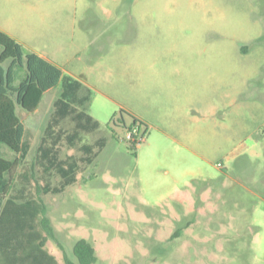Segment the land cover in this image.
<instances>
[{
	"label": "rangeland",
	"instance_id": "rangeland-1",
	"mask_svg": "<svg viewBox=\"0 0 264 264\" xmlns=\"http://www.w3.org/2000/svg\"><path fill=\"white\" fill-rule=\"evenodd\" d=\"M0 30L52 59L62 85L75 80L90 92L91 103L75 108L99 128L76 146L106 140L77 183L38 194L61 182L36 161L58 88L37 111L17 109L29 151L16 186L46 205L54 245L76 264L80 239L94 248V264H264V0H0ZM173 68L206 115L175 127L194 151L167 148L153 130L151 157L137 158L138 147L122 140L128 113H143L157 98L149 81L171 80ZM58 130V159L82 156L65 139L73 124ZM0 156L16 157L4 145Z\"/></svg>",
	"mask_w": 264,
	"mask_h": 264
},
{
	"label": "trees",
	"instance_id": "trees-1",
	"mask_svg": "<svg viewBox=\"0 0 264 264\" xmlns=\"http://www.w3.org/2000/svg\"><path fill=\"white\" fill-rule=\"evenodd\" d=\"M20 70L24 72L22 78H19ZM62 77V71L57 65L34 52L25 51L19 42L0 31V146L4 145L16 155L14 160H7L0 156V209L4 203L0 214V229L1 223L9 225L6 230V237L9 238L17 237L24 230L38 229L44 233L40 246H44L47 239L55 240V235L43 201L30 194L24 184L20 188L16 186L18 168L29 151V143L24 138V124L17 109L20 108L21 113H33L38 108L44 93L56 88L62 81ZM63 89L62 96L55 103V113L52 114L44 131L36 157V161L44 172H55L61 182L58 187H51L46 183L45 186L37 189L38 194H60L68 186L77 183L78 176L93 163L105 147L104 140H97L94 145L76 146L78 141L81 142V135L96 132L99 124L84 111L76 113L77 109L74 105L83 107L89 102L88 90H86L88 93L83 94L78 102H75L74 97L68 96L69 90L81 91L80 82L73 80L64 83ZM114 118L111 123L116 125L118 120ZM65 120L73 124V131L66 135L65 139L69 147H76L82 156L77 158L71 155L60 160L53 147L59 143L63 133L61 130L54 132V128ZM121 124L123 125L122 122ZM134 126L142 127L146 134V126L132 117V125L128 130ZM53 136L55 137L53 144L48 145L47 138ZM21 178L24 177L21 176ZM28 237L33 238L34 235L31 234ZM59 248L62 251L63 264H76L68 257L61 245ZM72 256L77 264H94L96 261L94 248L84 239L74 244ZM51 259L55 262L54 258L51 257Z\"/></svg>",
	"mask_w": 264,
	"mask_h": 264
},
{
	"label": "crops",
	"instance_id": "crops-1",
	"mask_svg": "<svg viewBox=\"0 0 264 264\" xmlns=\"http://www.w3.org/2000/svg\"><path fill=\"white\" fill-rule=\"evenodd\" d=\"M16 41L19 42L22 46L24 45L21 41L18 40ZM34 53L38 54L40 57L56 65V63H54L53 60L50 59L45 54L38 52H34ZM160 66L163 67V64ZM170 70L173 72L171 80L156 78L149 81L148 83L149 90L153 92L155 96L157 95V98L150 97L155 99L154 102L151 101L150 103L145 104L144 107L146 108V110L143 113H128L133 118L142 122L147 129L145 134V138L148 137V139H146L145 142L146 145L144 147L140 146L137 148L138 149L137 150L138 152L136 154L137 158L141 154L150 155L151 153L150 150L152 148H151V144H149L147 140H149V138L151 137V133L153 130L158 131V133L163 134L165 138H167L169 142L167 148L171 147V144H173L174 146L175 143V146H177L178 148L182 147L184 150L188 152L194 151V148L192 146L185 144L183 139L177 137L176 134L174 135V133H176L175 127L176 125L178 127L180 117L183 118L184 121L186 120V125H187V122L190 120L197 121L198 115L199 116L204 115V117H206V115L203 114L204 112H202L203 108L201 110H198L194 102L189 98L188 94H186L188 87H186V83H184L185 81L182 82L179 78H175V76L176 77L180 76L179 69L173 68ZM174 72H178V73H174ZM61 82L56 87L58 88V92L55 95H53L51 98V114L55 113V103L62 96L64 90L62 85L63 82L62 83ZM182 88L185 90L184 94H181ZM51 90L47 92H50ZM97 90L99 93L102 94L104 98L108 97L106 91L100 89ZM82 95L83 94L81 93V91H76V90L74 91L69 90L68 93L69 97L75 98V102H78L81 99ZM90 103H91V98L89 102L86 103V105H89ZM102 103L103 104L100 106V108L104 110L106 108L107 103L105 101H102ZM37 110L38 108L35 111ZM208 111L209 113L212 114L213 108L210 106ZM77 112H79L78 109L76 110V113ZM170 118L172 121L171 124H170ZM208 130L212 131L211 128H208ZM61 132L63 133V131ZM54 139H55L54 136L51 138H47L48 141L47 143L53 144ZM61 140L62 137L60 138V141ZM98 140H104L106 143V140L103 136H101ZM155 158L159 161L158 158L160 157L158 158L155 157ZM163 169H164L162 172L163 175L167 176L169 171L166 168ZM3 205L4 203L1 206L0 214L3 210ZM32 226H36V225L32 224ZM8 228L9 225L1 223L0 264H63L62 251L57 243L56 245L53 244V241L56 242V240L47 239L44 243V246H40L41 239L44 236V233L41 232L40 230L38 229L32 231H30L29 229L24 230V232H20L17 237L9 238L6 237V230ZM31 234L34 235L33 238L28 237V235ZM54 235L56 238L55 232ZM51 257L54 258L55 262L53 261V259H51Z\"/></svg>",
	"mask_w": 264,
	"mask_h": 264
},
{
	"label": "built area",
	"instance_id": "built-area-1",
	"mask_svg": "<svg viewBox=\"0 0 264 264\" xmlns=\"http://www.w3.org/2000/svg\"><path fill=\"white\" fill-rule=\"evenodd\" d=\"M122 140L130 143L133 147H139L145 141V134L144 132H140L138 126H134L126 131Z\"/></svg>",
	"mask_w": 264,
	"mask_h": 264
}]
</instances>
